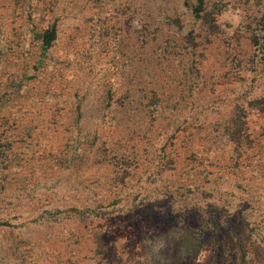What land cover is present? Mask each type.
I'll list each match as a JSON object with an SVG mask.
<instances>
[{
  "label": "rangeland",
  "instance_id": "1",
  "mask_svg": "<svg viewBox=\"0 0 264 264\" xmlns=\"http://www.w3.org/2000/svg\"><path fill=\"white\" fill-rule=\"evenodd\" d=\"M0 264H264V0H0Z\"/></svg>",
  "mask_w": 264,
  "mask_h": 264
},
{
  "label": "trees",
  "instance_id": "2",
  "mask_svg": "<svg viewBox=\"0 0 264 264\" xmlns=\"http://www.w3.org/2000/svg\"><path fill=\"white\" fill-rule=\"evenodd\" d=\"M55 38H56V26H55V24H52L51 26L43 29L40 32V35L38 38L39 49L42 51H45L48 48H50V46L52 45V42L55 40ZM230 136H232V138H233L234 135L231 134ZM236 138H237V136H236Z\"/></svg>",
  "mask_w": 264,
  "mask_h": 264
}]
</instances>
